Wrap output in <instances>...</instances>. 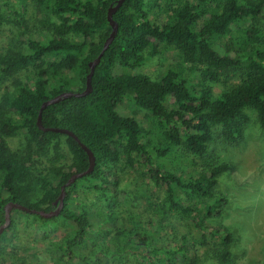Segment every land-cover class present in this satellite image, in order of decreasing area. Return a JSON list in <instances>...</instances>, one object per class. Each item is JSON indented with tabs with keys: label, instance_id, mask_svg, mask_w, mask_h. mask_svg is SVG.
I'll use <instances>...</instances> for the list:
<instances>
[{
	"label": "trees",
	"instance_id": "trees-1",
	"mask_svg": "<svg viewBox=\"0 0 264 264\" xmlns=\"http://www.w3.org/2000/svg\"><path fill=\"white\" fill-rule=\"evenodd\" d=\"M17 2L0 0V27L11 26L0 47V225L7 202L48 212L87 169L72 136L36 121L44 101L85 89L115 5ZM112 17L91 91L41 110L95 166L65 187L57 215L12 209L0 264H40L34 247L19 254L18 214L47 242L46 264H237L243 228L222 222L229 164L210 151L241 145L252 120L264 133V0H125ZM169 53L159 77L140 70ZM252 257L246 264H264V244Z\"/></svg>",
	"mask_w": 264,
	"mask_h": 264
},
{
	"label": "rangeland",
	"instance_id": "rangeland-1",
	"mask_svg": "<svg viewBox=\"0 0 264 264\" xmlns=\"http://www.w3.org/2000/svg\"><path fill=\"white\" fill-rule=\"evenodd\" d=\"M10 1L18 4L17 0ZM10 27L9 25L0 27V47L6 44L7 36L11 34ZM172 59L173 56H170V53L164 60H161L160 56H155L140 70L154 78L159 77ZM126 106L130 111L131 107ZM251 118L250 115V121ZM245 132V140L241 145L231 146L216 142L210 151L211 154L218 155L220 159L229 164V170L220 179V188L227 192L230 200L226 208L228 213L222 222L239 223L243 228L238 231L240 250L237 252L239 256L237 264L249 263L252 256L260 253L262 244H264V133L253 120ZM17 142V138L9 141L12 147H15ZM16 217L21 229L19 241L16 244L20 248L19 254H31L32 251L27 248L34 247L38 260L32 254L31 257L35 263L46 264L47 242L42 237L35 238L33 229H23L26 221L22 214ZM241 249H244V252Z\"/></svg>",
	"mask_w": 264,
	"mask_h": 264
},
{
	"label": "water",
	"instance_id": "water-1",
	"mask_svg": "<svg viewBox=\"0 0 264 264\" xmlns=\"http://www.w3.org/2000/svg\"><path fill=\"white\" fill-rule=\"evenodd\" d=\"M124 1L125 0H115V5L114 6L110 5V7L108 8L107 19H108V22H109L112 29H111L109 36L107 37V39L105 40V42L103 44V48H102L101 52L98 54V56L95 59H93L92 61L89 62L90 71L86 76L85 89L82 92L64 91V92H61L60 94L56 95L55 97L44 101L41 105V108L39 110V114L37 117V121H36L38 127L40 129H42L43 131L50 130V131L65 133L67 135L72 136L81 145V147L86 151V153L88 155L89 165H88L87 169L82 171V172L72 174L69 177V179L67 180V182L61 186L59 196L54 201V204L55 205L57 204V207L54 210L45 212L43 210H37V209L30 208V207L23 205L21 203H18V202H12V201L7 202L4 206L5 220H4V223L0 225V234L10 224V221H11L10 212L12 211V209L21 210V211L28 212V213H37L43 217H51L53 215H57L60 212L61 208L63 207V200H64V197L66 195L65 187L70 185L71 183H73L77 178H80V177L90 173L93 170V168L95 166V156L92 153V151L90 150V148H88L85 144H83L79 140V138L69 129L61 128V127H45L41 122V110L50 103L58 102V101L66 98V97H69V96H84L91 91V89H92L91 77H92V74L94 72V68L99 63L100 57H101L103 51L109 46L111 41L114 39L116 32H117V29H118V24L113 19L112 14L121 6V4Z\"/></svg>",
	"mask_w": 264,
	"mask_h": 264
},
{
	"label": "flooded vegetation",
	"instance_id": "flooded-vegetation-1",
	"mask_svg": "<svg viewBox=\"0 0 264 264\" xmlns=\"http://www.w3.org/2000/svg\"><path fill=\"white\" fill-rule=\"evenodd\" d=\"M52 207H53V209H51V210H54V209H56V207H57V204L55 205V204H54V201H53ZM51 210H50V211H51Z\"/></svg>",
	"mask_w": 264,
	"mask_h": 264
}]
</instances>
